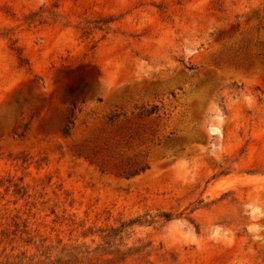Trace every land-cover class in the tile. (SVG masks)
<instances>
[{
	"label": "rangeland",
	"instance_id": "1",
	"mask_svg": "<svg viewBox=\"0 0 264 264\" xmlns=\"http://www.w3.org/2000/svg\"><path fill=\"white\" fill-rule=\"evenodd\" d=\"M107 156L148 168L102 172ZM162 212L108 257L264 264V0H0V264Z\"/></svg>",
	"mask_w": 264,
	"mask_h": 264
},
{
	"label": "trees",
	"instance_id": "2",
	"mask_svg": "<svg viewBox=\"0 0 264 264\" xmlns=\"http://www.w3.org/2000/svg\"><path fill=\"white\" fill-rule=\"evenodd\" d=\"M105 23L106 21L104 22L102 19L86 20L83 26L80 27V30L82 31V34L84 36H88L92 33L94 29L102 31L107 28ZM15 51H17L18 59L20 60L21 65H24L23 63H26V59L23 58L22 54L20 53V51H18V49H15ZM254 66L255 65L253 62H248L241 64L239 68L248 72L252 70ZM89 93L90 89L88 86H84L83 88L78 89L73 94V101L71 104L73 108L75 109V107L80 101H84L85 97L89 95ZM156 110L157 107H153L151 108V110L139 112L138 118L149 117L151 115H154L157 113ZM71 113L72 112H70V114ZM112 119L110 120L112 121ZM73 125L74 122L70 118H68L66 124L61 128L62 134L66 137L70 136ZM95 155H97V153H95ZM87 158H91V156H87ZM101 161L102 162L100 163V168L102 172L110 170L115 172L116 174H121L126 178H130L142 172H145L148 168V166L146 164H143L142 162H135V164L129 168H122L117 163H115L116 159L113 156H107ZM15 187L18 192H21V190H23V188H18L17 185H15ZM157 218H161L165 222H169L174 217L173 214L169 212H162L154 216L150 213H146L142 216H138L135 219L120 222L119 226H110L100 229L99 237L101 241L95 246V248H91V246L86 243L64 247L60 252L56 254V259L49 261L48 264H85V261L89 260L90 256L96 255H99V257L104 256V264H118V262L115 261L114 258H109L108 256L123 254L126 255L132 251H139L138 249H136L135 246H128V243L125 242L127 229L132 228L134 225L154 224ZM24 227L27 226L24 225ZM84 235H95V232L91 234L85 233ZM25 242L27 243V245L35 244V242H32V238L25 240ZM41 247H43V245H41ZM121 248H126L127 251L124 253ZM48 250L49 248H47V251H45L44 253L40 254L39 257H42L45 253H48ZM37 251H39V249ZM22 256V258L20 256L18 257L20 259L19 262L23 263L24 259L27 258L28 262L25 264H44L45 260L48 259V257H46L45 260L39 259L34 262V260L38 258L36 254H33L28 257L26 256V252H23ZM98 260H100V258Z\"/></svg>",
	"mask_w": 264,
	"mask_h": 264
}]
</instances>
